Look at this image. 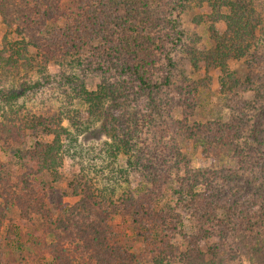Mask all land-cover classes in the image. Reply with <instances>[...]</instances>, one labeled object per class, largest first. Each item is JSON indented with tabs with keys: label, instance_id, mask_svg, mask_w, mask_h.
Segmentation results:
<instances>
[{
	"label": "trees",
	"instance_id": "1",
	"mask_svg": "<svg viewBox=\"0 0 264 264\" xmlns=\"http://www.w3.org/2000/svg\"><path fill=\"white\" fill-rule=\"evenodd\" d=\"M155 2L0 0V19L5 28L0 71L45 68L49 62L62 64L68 58H78L80 72H98L101 78L95 90H87L80 76L77 89L88 113L102 117L101 129L111 140L108 146L113 156L118 152L128 154L121 111L134 106L156 111L157 93L174 85L177 91L172 101L181 109L182 120L177 121L173 131L198 144L206 156L229 154V160L237 165L215 171L216 178L229 176L255 188L256 175L264 174L263 101L260 120L253 127L244 125L248 123L246 111L251 104L240 97V101L234 100L223 121L189 125L187 120L194 114L203 81H192L179 73L180 83L174 84V52L182 33L176 25H170L172 33L168 31ZM207 4L210 13L206 20L211 22L214 45L208 49L190 47L186 53L197 70L219 68V90L230 100L236 91L248 90L250 79L236 78L229 71L228 62L245 56L262 22L261 14L253 0H207ZM48 23L50 30L43 32ZM215 23H223L222 33ZM27 89L0 87V108L16 102ZM12 114L0 120V145H17L22 173L14 182L0 162V217L14 206L24 223L42 233V244L36 253L29 254V264H41L39 257L49 258L54 264H160L172 259L184 264H224L233 258L264 264V200L259 202L257 197L248 195L234 200L237 192L229 197L214 194L207 170L191 169L181 153L175 164L181 163L184 173L171 186L178 213L157 208V200L171 183L170 170L149 169L147 165L142 167L145 180L141 184L127 180L126 188L117 197L105 198L88 186L64 213H56L61 196L53 186L45 187L44 177L57 179L61 137L67 129L59 122L47 127L43 121ZM36 129L47 130L53 135L52 140L36 141L32 147L22 148L26 131ZM128 160L132 167L140 166L137 157ZM260 188L264 189V185ZM181 210L189 216L190 234L183 231ZM126 218L143 236L141 252L135 253L119 242L118 222ZM47 235L51 236L50 241L45 240ZM176 235L186 238L184 251L172 242ZM210 240L214 243L203 249L202 243ZM0 264H6L3 240Z\"/></svg>",
	"mask_w": 264,
	"mask_h": 264
},
{
	"label": "rangeland",
	"instance_id": "2",
	"mask_svg": "<svg viewBox=\"0 0 264 264\" xmlns=\"http://www.w3.org/2000/svg\"><path fill=\"white\" fill-rule=\"evenodd\" d=\"M254 7L261 14L262 22L258 25L255 39L251 41L249 49L241 59L228 62L229 71L241 80L249 77L248 90L236 91L229 100L221 94L219 84L222 81V72L218 67L197 70L189 63V56L186 49L195 46L211 48L214 41L211 38L210 21L206 15L210 13L207 0H156L155 7L157 14L161 17L164 26L172 33L170 25H176L182 33L181 42L175 46V82L178 85L179 73L192 81H203V86L197 94V105L193 116L187 122L193 123H216L223 121L233 107L234 100L246 99L251 106L246 111L248 127L256 125L260 120V104L264 103V0H253ZM183 3V4H182ZM219 33L224 30L223 23H215ZM51 25L48 23L42 31H49ZM5 33L4 25L0 19V48ZM175 40V39H174ZM78 58H68L62 64L49 62L45 68L36 66L28 70H21L13 73L0 71V87H15L19 90L28 88L25 93L14 103L0 108V120L12 117V113H20L25 118L43 121L47 127L53 122H59L67 129V133L61 137L62 148L58 155V176L53 179L51 175H45V187L51 185L60 193L61 202L57 206V212L64 213L81 197L88 186L105 198H115L129 183L141 184L145 178L142 171L143 165L149 169H169L171 183L164 188L160 198L157 200V208L169 209L178 213L172 199L171 186L180 181L183 169L182 164L176 166V156L181 153L187 159L191 169L207 170L209 179L212 182L211 192L232 196L237 194L234 200H241L255 196L264 200V174L256 175L255 188L244 183L240 179L223 178L215 171L227 168L234 169L237 164L229 160V154L206 156L202 148L192 140L184 139L173 130L177 121L182 120L181 109L173 104L176 88L174 85L168 89L159 91L156 95L157 110L150 111V107L134 106L125 111L122 110L120 118L124 138L128 141V154L118 152L116 156L110 153L109 142L101 129L102 117L90 115L88 106L79 97L78 85L80 81L87 90H95L100 82L101 76L94 69L80 72ZM41 70L43 72H41ZM27 85H31L29 88ZM232 106V107H230ZM255 107V108H254ZM148 109V110H146ZM11 112V113H10ZM144 113L143 117L142 114ZM150 113V115H149ZM264 122H262L263 125ZM247 133V131H246ZM122 135V134H121ZM52 134L47 130L26 131L22 148L32 147L36 141H51ZM17 145H0V162L5 168L12 181H18L22 170L18 157L16 156ZM137 157L138 168L132 167L129 158ZM142 164V165H141ZM141 167V168H140ZM178 167V168H175ZM179 177V178H178ZM250 178V176H249ZM258 187V188H257ZM241 188V189H240ZM260 190V191H258ZM0 205H3L0 199ZM183 216V231L190 234L192 226L186 212L180 211ZM118 222V221H117ZM120 230L119 242L135 253L144 249L143 236L141 232L132 227L129 218L118 222ZM0 240H3V259L6 264H29V254L36 253L37 247L42 244V233L37 227L24 223L16 207L11 206L7 212L0 217ZM46 241L51 236H45ZM172 242L184 251L187 247L186 238L176 235ZM214 243L212 240L202 243V248ZM41 264H54L51 259L39 257ZM152 264V262H146ZM160 264H184L178 259H172ZM224 264H249L242 258H233L225 261Z\"/></svg>",
	"mask_w": 264,
	"mask_h": 264
}]
</instances>
